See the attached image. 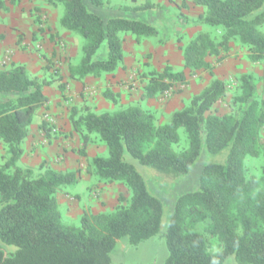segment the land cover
<instances>
[{"label": "trees", "instance_id": "1", "mask_svg": "<svg viewBox=\"0 0 264 264\" xmlns=\"http://www.w3.org/2000/svg\"><path fill=\"white\" fill-rule=\"evenodd\" d=\"M47 1L62 5L60 27L82 40L81 59L68 68L70 81L112 74L123 60L120 33L132 34L138 41L159 32L144 21L105 20L83 0ZM88 1L96 7L105 3ZM191 2L204 8L191 25L216 28L221 36L198 32L182 49V70L167 66L161 72H149L142 94L143 99H149L175 84L186 85L185 71L209 72L207 85L186 105L161 125L154 113L138 105L101 114L86 107L78 116L80 109L73 107L68 116L72 132L81 141L80 156L86 155L90 134H96L107 147L106 157L88 161L87 173L98 182L119 183L131 191L129 203L125 205L119 195L112 212H83L80 226L63 222L55 197L59 187L77 181L79 170L62 173L45 164L32 169L18 163L34 115L48 100L42 91L50 82L31 78L22 64L11 62L0 68V141L8 154L0 164V264H111L110 253L118 241L125 239L136 247L156 236L164 215L163 203L149 193L133 161L175 182L189 174L203 148L209 155L225 148L228 152L222 163L202 167L195 190L175 199L165 232L167 257L163 264H224L229 256L238 264H264V187L260 178L245 176V158L259 157L262 152L264 101L256 95L252 75L241 74L231 99L234 113L210 114L227 90L225 82L214 77L215 65L207 61L214 57L220 63L235 39L247 48L251 62H264V0ZM151 7L146 4L134 10ZM103 44L106 51L100 55ZM102 97L118 105L117 95L110 90ZM41 129L47 137L54 134L45 123ZM179 130L186 136L183 148ZM213 245L220 249L211 252Z\"/></svg>", "mask_w": 264, "mask_h": 264}, {"label": "rangeland", "instance_id": "2", "mask_svg": "<svg viewBox=\"0 0 264 264\" xmlns=\"http://www.w3.org/2000/svg\"><path fill=\"white\" fill-rule=\"evenodd\" d=\"M0 1L3 3V7H0V12L5 13V16L0 15V25H6L4 28L6 31L10 29L13 33H15L16 30H18L13 23L14 21L19 22L22 18L21 13H25V10L29 7L32 8L31 10L34 14L32 15V21L37 23V26L40 24L45 28V25L50 23L52 26H48V30L54 31L48 34V40L50 43L54 44L56 48L52 47L51 51L48 50L40 54L41 58L39 59L43 62V66L40 67V69L31 68L30 66L26 68L31 78H35L39 81L45 80L50 82L49 86L56 88L60 94V99L56 102V105L52 106L46 102L41 108H39V110H37L36 114L38 113V115H34L33 121L36 122L38 116V128L40 127L41 129V125L44 123L48 125V127L50 126L45 119H47L46 117L52 118V114L50 112L51 106L54 108H64L68 116L71 114L72 108L76 107L77 109H80L77 113L78 116L82 114V110L86 107H89L90 111L96 114H101L104 112H112L120 107H126L128 105H138L134 104L133 101H130L129 104L123 106V104H121L123 98L121 94H116L118 102L117 106L104 99L102 97V93L105 90L113 92L107 85L101 87L91 83L82 86V89L80 90H75L71 87V85L76 84H73L68 79V68L70 65L77 64L81 59L82 40L79 36L67 32L60 27L59 19L63 13L62 5H53L47 0ZM104 1L105 3L103 7H96L91 5L88 0H83L84 4L90 11L101 16L105 20L111 17H123L144 21L155 26L159 31L157 36L147 38L144 37L138 41L132 34L120 33L119 37L123 38L125 50L124 48L122 49L123 60L118 65L117 69L120 68L125 74L127 71L130 73V76L126 81H124V86H127L128 91L127 97L132 96L138 98L141 101V105L146 107L145 111L154 113L157 124H164L169 119V116L174 112L173 111L167 117V105L181 93H177L179 90H187V87L190 86L191 83L187 82L186 85L175 84L169 91L164 92L161 95L149 99H143V88L148 79L149 72H161L167 66L173 68V70H181L182 65L179 63L182 61V49L186 46V44H188L198 32H208L212 37L218 38L221 36L220 31L206 25H191V21L197 20L198 16L204 12L203 7L195 6L191 0ZM183 2L184 5H182ZM146 4H151L152 7L145 10H134L135 8L145 6ZM47 11L50 12L51 18L47 17ZM9 25L11 28H9ZM7 27L9 29H7ZM12 27L15 28L13 29ZM23 27L25 30V24L22 22L19 29L21 30ZM261 31L264 32V27ZM26 34L30 35L29 32ZM28 35L27 37H29ZM1 39H3V37H0V42ZM43 40L45 39L43 38ZM11 43L12 41L5 40L1 43V45L3 47L4 45H10ZM42 51L43 50L41 48L35 47L32 52L37 53ZM105 51L106 45L103 44L99 50V54L102 55ZM127 52L129 53V56H127L126 60L125 56ZM169 61L172 65L169 64ZM207 61L210 64L215 65L213 70L214 77L223 80L226 84L227 90L226 96L214 106V108L210 111V114L223 116L234 113L235 107H231V99L235 95L238 84L237 79L241 74L252 75L256 95L260 100L264 101V62H251L248 59L247 48L241 45L237 40L232 39L230 41L229 50L222 55L220 63H217L214 57H208ZM10 63L11 60L4 61L1 57L0 68L9 67ZM117 69L113 73L117 72ZM188 73L189 77L194 82L193 86L186 94V96H189V100L191 96L201 91V89L207 85L211 77L209 72L202 70ZM192 76H194V78ZM63 78L67 79V81H63ZM186 102L183 104L182 101L181 103L183 105L180 108L186 105ZM57 130L58 135H55L54 133L50 137H47L45 132L41 129L40 136L46 140H50L56 136H61V129L58 127ZM179 135L181 138L179 146L180 148H183L186 145V136L182 130H179ZM77 136L80 141L79 135ZM90 138L91 141L88 146H92L93 154L95 156L106 157L107 147L103 141H101L96 134H90ZM259 143L262 150L261 155L259 157L245 158V176L247 178H260V186L264 187V177L261 179V169L264 165V130L261 131ZM180 148H175V151ZM227 152L228 148H225L217 155H209L203 148L199 159L192 166L189 174L175 182L167 181L163 179L162 176L156 174L152 169L141 166L137 162L133 161L145 179L149 193L158 197L163 203L164 215L160 231L156 236L148 239L136 247L130 246L125 239L118 241L117 245L110 253L111 264H163L167 257L165 232L169 218L172 214L175 199L185 192L195 190L197 188V178L202 167L209 163H222L227 155ZM7 156V149L0 141V164L5 161ZM18 163H20V160ZM90 183L91 186L97 185L98 181L96 177H94L93 181ZM90 183L80 181L79 183L77 182L75 184L65 186L59 191L64 193L66 192L71 196L79 194L80 202L78 206H83V203L86 201V197L87 199L89 197L88 187L90 186ZM109 184H111V188L108 189L110 191V194L108 195L111 196L112 201L116 200V204L113 208L106 207L103 211L106 213L114 210V207L118 204L117 198L119 195L124 197L123 202L125 205L129 203L131 197V191L126 186L119 183ZM80 218L75 221L62 216L64 223L73 224L75 226H80ZM219 249L220 248L217 245H213L210 248V251L217 252ZM224 264L238 263L233 256H229L226 258Z\"/></svg>", "mask_w": 264, "mask_h": 264}, {"label": "crops", "instance_id": "3", "mask_svg": "<svg viewBox=\"0 0 264 264\" xmlns=\"http://www.w3.org/2000/svg\"><path fill=\"white\" fill-rule=\"evenodd\" d=\"M31 9L32 8L29 7L25 10V13H21L22 18L19 22H12L18 29L15 33H13L12 30L9 29L11 28V23L9 25L10 27H7V29H9L8 31L4 29L6 25H0V37H3L0 42V59L2 57L4 61L11 60V62L22 64L26 68L30 66L31 68L40 69V67L43 66V62L39 59L41 58L40 54L48 50L51 51L52 47H55V45L50 43V41L48 40V34L54 31L48 30L49 27L52 26L50 23H47L45 25V28L40 24H38L37 26V23L32 21V15L34 14ZM0 15L5 16V13L0 12ZM47 17L51 18V14L49 11H47ZM22 22L25 24V30L24 27L21 30L19 29L22 25ZM15 27L12 28L14 29ZM27 32H29L30 35L26 34ZM27 35L29 37H27ZM43 38L45 40H43ZM5 40L12 41V43L10 45H4L2 47L1 43H3ZM35 47L41 48L43 51L33 53L32 51ZM123 48L125 50L124 42L122 49ZM127 56H129L128 52L125 56L126 60ZM169 64H171L170 61ZM179 64L182 65L183 68V59ZM188 72L189 71H185L186 80L188 83H191V85L187 87V90L182 91L178 96L175 97V99H173L171 103L167 105V111L165 110L167 113V117L173 111L179 109L189 98V96H186V94L187 91L191 89L194 82L189 77ZM129 76V71H127V73L125 74L119 68L117 69V72L111 75H103L98 78L88 76L84 79L83 82L71 81L73 84H76L71 85V87L75 90H80L82 89V86L91 83H94L101 87L107 85L115 94L122 95L123 98L121 104H123V106L129 104L130 101H133L134 104H138L142 109L146 110V107H143V105H141V101L138 98L132 96L127 97L128 91L127 86H124V81H126ZM192 77L194 78V76ZM63 81H67V79L63 78ZM42 92L48 99L47 103L52 106L56 105V102L60 99L59 92L53 86L44 87ZM182 101L183 104L181 103ZM52 106L50 111L52 114V120L57 128L59 127L61 129L62 135L53 137L50 140H46L41 137V129L40 127H37V116L36 122H32L29 129V134L24 139V142L21 145L23 153L19 164L22 167H29L32 169L38 168L40 164H45L51 169L62 173L79 170L77 174V181L75 183H79L80 181L90 183L91 181H93L94 177L87 173L86 168L88 165V161L91 158L95 157L92 152V146H87L85 149L86 155L80 156L78 154V150L81 148V142L79 141L76 133L72 132L66 110H64V108H54ZM36 115H38V113ZM110 185L111 184L98 182L97 185L91 186L90 183V186L88 187L89 197L88 199L86 197V201L83 203V206H78L80 202L79 194L71 196L66 192L64 193L62 191H59L65 186L59 187V189L56 191L55 196L59 205L61 216H65V218L67 219H73L76 221L80 218L83 211L97 214L102 213L106 207L113 208V206L116 204V200L112 201L111 196L108 195L110 194V191L108 190L109 188H111Z\"/></svg>", "mask_w": 264, "mask_h": 264}, {"label": "built area", "instance_id": "4", "mask_svg": "<svg viewBox=\"0 0 264 264\" xmlns=\"http://www.w3.org/2000/svg\"><path fill=\"white\" fill-rule=\"evenodd\" d=\"M46 118H47V119H45V120H46V122H48V124L50 125L52 132L57 133V132H58V130H57V126H55V123L53 122L52 118H50V117H49V118L46 117Z\"/></svg>", "mask_w": 264, "mask_h": 264}]
</instances>
